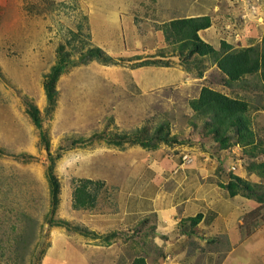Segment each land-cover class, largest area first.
I'll return each instance as SVG.
<instances>
[{
  "label": "rangeland",
  "instance_id": "374dc122",
  "mask_svg": "<svg viewBox=\"0 0 264 264\" xmlns=\"http://www.w3.org/2000/svg\"><path fill=\"white\" fill-rule=\"evenodd\" d=\"M186 2L179 0L183 6ZM131 3L145 6V1L140 0H98L97 3L93 0H0V264H61L64 261L63 264H75L73 259L77 264H135L137 258H143L145 264H264V205L242 194L227 198L235 201L237 218L231 229L236 231L199 235L202 232L199 223L191 225L186 221L190 226L181 231L183 240L178 239L181 235L177 232L169 243V246L175 242L180 245L175 251L177 254L166 259L161 248L165 240L159 241L154 235L155 214L140 218L141 225L117 226L111 220L113 231L105 228L109 216L118 214L119 206L127 200L126 173L144 162L161 166L157 158L153 159L156 152L175 155L179 152L185 156L187 166H202L200 154L209 156V161L214 160L209 168L212 171L209 182L213 187L207 184V189L213 193L217 191L216 186L222 189L219 185H226L231 174L264 188V176L251 169L252 164L264 161V90L258 78H246L241 89L230 87L206 59L202 60L204 67L198 77V69L191 67L192 64L186 66L182 62L184 57L177 56L176 45L165 42L163 47L150 52L146 48L126 46L129 43H124L127 39L122 38L127 34L121 24L106 23L110 17L105 15L102 19L99 13L104 8H129ZM257 19L254 16L250 23L258 25ZM250 23L249 28L244 21L236 22V28H241L237 35L243 42L234 40L237 46L232 44L233 48L261 44L264 29L260 32V27L258 30ZM242 29L254 38H246ZM117 33L118 39L111 37L106 41L110 34ZM91 47L101 49L117 64L95 60L82 63L81 52ZM60 54H68L72 63L56 78L51 105L43 84ZM155 56L176 57V66L186 79L179 78L174 81L175 85L162 89L144 91L143 83L163 75V71L155 63L143 65L148 67L143 70H136L140 67L136 65L149 62V59L139 61L142 58ZM155 61L168 63L157 58L151 62ZM159 81L165 82L167 77L157 76L152 85ZM203 86L248 101L252 129L261 150L254 154L255 159L239 147L220 150L207 135L202 121L193 116L188 102L198 97ZM29 104L39 110L48 149L26 112ZM160 120L168 122L171 135L187 143L185 148L173 150L160 144L154 149H143L106 141L115 133L130 132L146 122L152 126ZM160 147L162 150H156ZM194 154H198L197 158ZM154 161L156 164H152ZM219 161L223 166L221 173ZM49 171L55 176L59 192L53 217L68 221L65 227L47 224L51 212ZM83 179L102 182L103 189L93 210L74 211L71 208L73 185ZM126 186L131 188L132 184L127 181ZM222 191L228 194L227 190ZM131 194L135 200V193ZM204 213L207 217L204 223L215 226L211 221L214 216ZM75 226L93 231L98 237L84 236L73 229ZM189 230L193 235L185 234Z\"/></svg>",
  "mask_w": 264,
  "mask_h": 264
},
{
  "label": "crops",
  "instance_id": "0c3cea01",
  "mask_svg": "<svg viewBox=\"0 0 264 264\" xmlns=\"http://www.w3.org/2000/svg\"><path fill=\"white\" fill-rule=\"evenodd\" d=\"M93 1L97 3L98 0ZM119 1L120 0H118V2ZM130 1L131 0H129V2ZM140 1H145V6L139 5V7H137V5L131 3L129 4V8L121 10L104 8L99 15L103 17L102 19H104L105 15L110 17L107 19L106 23L121 24L120 27H122L127 34L126 37L123 36L122 38L123 40L127 39L124 41V43L127 41L129 43L128 45L126 44V46L131 48H146L148 52L152 51L150 49L163 47V43H165L162 32L163 24L176 19L208 17L211 23L210 26L204 30H200L198 35L204 42L215 48H218L221 41H225L230 45L235 44L234 40L242 41L237 35L240 33L241 28H236V22L240 24V21H244V24L249 25L250 22H253V17L256 16V18H258V25L255 23L250 24L258 30V27H260V32L264 29V0H182V2L187 1L184 6L183 4H179V0ZM180 6H182V8H180ZM172 8H175V10ZM178 10H181L182 12L180 13ZM240 16L243 17V20ZM238 19H240V21ZM226 23L231 25L232 29L228 24L225 25ZM246 25H242L241 27L245 28L244 26ZM215 26H217V28ZM138 28L145 31L143 32L141 29L138 30ZM242 31L243 34L247 33L246 30L242 29ZM111 37L112 39H118V33L116 35L110 34L106 41H110ZM246 38L249 39L252 38V36H247ZM138 41L140 42L139 44H137ZM132 42H134L133 45ZM246 45L249 46L251 44L249 43ZM156 58L158 60L168 61V65L158 66L162 69L163 75H156L155 78H151L147 80L146 83H143V86H146L143 88L144 91L158 90L167 86L175 85L174 81L184 77L182 71L179 70L180 67L176 66L178 59L174 56L146 57L139 61H146L147 59L154 61ZM145 68L148 67L142 66L136 70H143ZM157 76H166L167 81H159L152 85L154 81L157 80ZM195 79L198 82L202 81L200 78ZM150 84L151 86H148ZM138 85H141V83H138ZM184 146L185 145L175 144V146H171V148L176 150L177 148L175 147L185 148ZM159 149H161V147L156 150ZM162 153L156 152L153 157V159L157 158V164L162 163L161 166L149 165V162V164L144 162L138 164L137 169H130L126 173L127 177L124 178V189L128 194L127 200L124 201V205L122 204V206H119L120 210L118 214L109 216V223L106 222L105 224L107 231H113L111 230V220L117 226L122 225L129 227L136 224L141 225L143 222H140L142 220L140 218L145 216V218H147L149 214L153 213L155 214V238L159 241L162 240V238L165 240V244H161L162 251L166 256L165 259L171 257V255H176L177 253H175V251L178 247L180 248V245L176 242L175 244L173 243L172 246H169V243H172L177 232L180 234L181 231H183V228L188 225L185 224L183 227H180L179 224L182 219L193 218L197 214H201L202 218L198 223L202 232L199 233V235H204L205 233L206 235L211 236L212 232L213 234H219L221 232L226 233L227 231L228 234H230L231 231H236L231 229L237 218L236 207L233 205L235 201L230 202L227 198H236L237 195L233 197L225 195L222 189H219L217 186V191H215V193L207 189V184H211L209 178L212 175V171H210L209 168L213 165L211 162L214 160L210 159L212 161H209V156L205 157L200 154L203 161L202 163H204L202 166L196 164V166L186 165L187 167H185L184 164H182V155H180L179 152L176 155L167 152ZM194 155L197 158L198 154ZM156 162L154 161L151 163L156 164ZM165 162L167 163L163 164ZM170 170H173V172ZM219 173H221V171ZM127 181L128 184H132L131 188H127ZM211 186L213 187L212 184ZM130 190L135 193V200H132L133 196L131 194L132 191ZM221 201H223L224 204H220L219 206ZM204 212L214 216V220L211 221L214 222L212 223L215 226L208 227L209 225L204 223V220L207 218L206 213ZM234 233L230 235L231 238L234 236ZM180 235L181 237L179 236L178 239L183 240L182 234ZM228 238L229 240L231 239L230 237ZM110 241L111 240H109L108 243H110ZM108 248L110 249V245H108ZM71 254L74 257V254ZM247 255L248 254H246V256ZM61 257L59 256L58 259H62ZM73 262L77 264L75 259H73ZM66 264L68 263L66 262Z\"/></svg>",
  "mask_w": 264,
  "mask_h": 264
},
{
  "label": "trees",
  "instance_id": "16d2710c",
  "mask_svg": "<svg viewBox=\"0 0 264 264\" xmlns=\"http://www.w3.org/2000/svg\"><path fill=\"white\" fill-rule=\"evenodd\" d=\"M208 17H190L170 21L163 24L162 32L164 40L167 44L176 45L177 56L183 58L186 66H192L198 69V77L202 74V60L206 59L212 63L220 77L224 78L227 86H238L243 88L246 78L257 77L259 85L264 90V35L260 45L233 48L225 41H221L218 48L204 42L198 35L200 30H204L210 26ZM81 62L87 63L95 60L102 64H117L116 60L106 55L101 49L91 47L86 52H81ZM176 56V55H175ZM162 57V56H161ZM139 59V58H136ZM149 62L137 63L136 67L146 64L155 63L157 66L168 64L167 62ZM68 54H60L58 61L52 67L50 73L45 76L44 90L48 102L52 105L54 99V83L56 78L71 64ZM245 85V84H244ZM188 106L194 113L196 119H200L206 129V133L211 137V141L218 146L220 150H231L234 146L239 147L250 157L255 159L260 149L257 145L256 135L252 129V120L250 118V104L243 98L228 96L219 91L213 90L207 86L200 89L197 98L191 99ZM34 126L39 130V137L44 147L48 149L47 139L41 130V118L39 110L36 106L29 104L26 109ZM108 143L117 146L127 144L136 145L143 149H154L160 144L172 146L174 144H187L178 140L171 135L169 124L165 121H158L152 126L149 123H143L139 128H135L130 132L115 133L106 139ZM260 146V144H259ZM261 151V150H260ZM264 154V152L262 151ZM183 161V160H182ZM222 163L219 161V172L222 170ZM251 169L256 170L257 174L264 176V161L252 164ZM48 185L51 198V212L47 219L48 226L65 227L69 225L68 221L63 219H54V211L58 201V184L55 176L49 171ZM222 189L227 190L228 196L233 197L242 194L248 199L264 205V188L249 180L243 179L236 175H229L226 185H219ZM103 189L102 182L92 181L89 179L76 180L71 193V208L74 211L93 210L98 201V195ZM202 218L201 214H197L193 218L182 219L180 227H183L186 221L191 225H196ZM188 224V226H190ZM73 229L80 234L96 238L98 235L83 227L75 226ZM192 234L189 230L185 234ZM111 234L114 235V232ZM107 239V235H105ZM111 236V235H110ZM109 238V237H108ZM135 264H145L143 258L134 260Z\"/></svg>",
  "mask_w": 264,
  "mask_h": 264
},
{
  "label": "clouds",
  "instance_id": "9594fccd",
  "mask_svg": "<svg viewBox=\"0 0 264 264\" xmlns=\"http://www.w3.org/2000/svg\"><path fill=\"white\" fill-rule=\"evenodd\" d=\"M256 19H257V18H256ZM182 156H183V155H182ZM182 156H181V158H182ZM182 164L186 165L183 161H182ZM231 170H232V171H230V172L233 173V171H235L234 167H232ZM236 176H237V175H236ZM257 203H258V202H257Z\"/></svg>",
  "mask_w": 264,
  "mask_h": 264
},
{
  "label": "built area",
  "instance_id": "2783aa9c",
  "mask_svg": "<svg viewBox=\"0 0 264 264\" xmlns=\"http://www.w3.org/2000/svg\"><path fill=\"white\" fill-rule=\"evenodd\" d=\"M185 156H182V160L183 162L185 163L186 162V159L184 158Z\"/></svg>",
  "mask_w": 264,
  "mask_h": 264
}]
</instances>
